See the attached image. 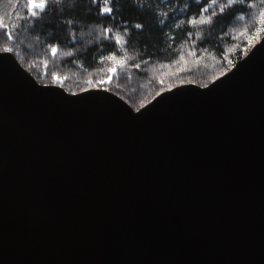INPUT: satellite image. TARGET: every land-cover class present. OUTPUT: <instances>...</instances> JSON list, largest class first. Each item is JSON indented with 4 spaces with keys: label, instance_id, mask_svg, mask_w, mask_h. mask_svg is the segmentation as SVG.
Here are the masks:
<instances>
[{
    "label": "water",
    "instance_id": "95a60500",
    "mask_svg": "<svg viewBox=\"0 0 264 264\" xmlns=\"http://www.w3.org/2000/svg\"><path fill=\"white\" fill-rule=\"evenodd\" d=\"M0 264H264V33L138 109L0 51Z\"/></svg>",
    "mask_w": 264,
    "mask_h": 264
},
{
    "label": "trees",
    "instance_id": "16d2710c",
    "mask_svg": "<svg viewBox=\"0 0 264 264\" xmlns=\"http://www.w3.org/2000/svg\"><path fill=\"white\" fill-rule=\"evenodd\" d=\"M24 2L19 0L14 8L16 0H0V16L15 26L9 29L12 41L0 37V51L11 48L39 83L58 84L72 93L105 88L134 109L183 83L207 85L228 71L264 33L257 35L260 25L254 13L258 9L246 4L227 9L213 17L211 24H193L191 21L202 18L200 10L209 0H115L111 18L100 17L91 0H63L49 5L34 21L15 15L24 13ZM240 16L244 19H238ZM136 24L143 25L142 29H136ZM104 28L128 34L116 45L103 38ZM249 40L253 42L249 44ZM67 51L72 55H63ZM109 55L126 58L125 66L115 74L108 71L111 62L103 59ZM109 76L110 83H96Z\"/></svg>",
    "mask_w": 264,
    "mask_h": 264
},
{
    "label": "snow or ice",
    "instance_id": "6c2138e0",
    "mask_svg": "<svg viewBox=\"0 0 264 264\" xmlns=\"http://www.w3.org/2000/svg\"><path fill=\"white\" fill-rule=\"evenodd\" d=\"M9 3L12 2V0H8ZM63 3V0H25L23 7H24V13H15L18 19L21 20H36L41 18V14L44 13L46 10H48L49 5L51 4H61ZM197 3H200V0H197ZM115 4V0H91V5L95 7V10L97 14L100 17H113L115 9L113 8V5ZM245 5L249 9L257 8V12L254 13L257 23L260 25V27L257 28V35H259L261 32H264V0H257L256 3H248L247 0H209L208 4L201 8L200 15L202 18L196 19L191 21L193 24H211L213 17H216L217 15H222L226 12L227 9L233 8L235 5ZM19 6V0H16V3L13 5V7ZM205 13H208L207 16H204ZM238 19L243 20L244 17L240 16ZM69 25H71V21H68ZM15 26L10 25L8 23L4 22V17L0 16V37L4 38L6 41H12L13 40V33L10 31V28H14ZM143 25L136 24V29H142ZM127 31H124L123 33H114L113 29L111 28H104L102 32V36L106 40H112L115 42L116 45H120L122 42V39L124 36H127ZM124 43H127L126 40L123 41ZM253 41L249 40V44H251ZM4 52H10L12 51L11 48L5 46L3 48ZM51 54L55 56L57 54V48L55 46L51 47ZM65 56H71L72 52L67 51L63 53ZM105 61H110L111 66L109 68V72L112 74H115L118 68H123L126 63V58H120L118 55H109L107 57L103 58ZM146 63V62H145ZM46 66V65H45ZM138 68L139 65H136ZM55 79L59 80V77H54ZM112 77L109 76L106 80L97 81L98 84L103 83H110ZM91 83V81H89Z\"/></svg>",
    "mask_w": 264,
    "mask_h": 264
},
{
    "label": "rangeland",
    "instance_id": "374dc122",
    "mask_svg": "<svg viewBox=\"0 0 264 264\" xmlns=\"http://www.w3.org/2000/svg\"><path fill=\"white\" fill-rule=\"evenodd\" d=\"M258 41V40H257Z\"/></svg>",
    "mask_w": 264,
    "mask_h": 264
}]
</instances>
